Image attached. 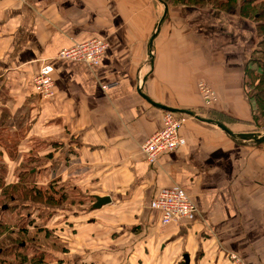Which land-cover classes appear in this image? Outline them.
Instances as JSON below:
<instances>
[{
    "label": "crops",
    "instance_id": "0c3cea01",
    "mask_svg": "<svg viewBox=\"0 0 264 264\" xmlns=\"http://www.w3.org/2000/svg\"><path fill=\"white\" fill-rule=\"evenodd\" d=\"M162 7L0 0L3 180L17 181L10 169L29 165L37 178L44 159L47 183L67 190L63 203L46 206L53 238L31 244L52 259L45 264H229L230 253L264 264V143L234 141L172 112L184 119L178 147L152 163L140 149L168 112L141 94L204 118L232 117L231 131H248L253 108L243 77L253 26L211 7L169 6L162 18ZM90 38L107 43L96 65L55 58ZM40 69L53 78L51 97L33 90ZM201 82L213 94L208 105ZM166 187L183 189L195 210L162 226L154 201ZM96 197L108 202L93 208Z\"/></svg>",
    "mask_w": 264,
    "mask_h": 264
},
{
    "label": "trees",
    "instance_id": "16d2710c",
    "mask_svg": "<svg viewBox=\"0 0 264 264\" xmlns=\"http://www.w3.org/2000/svg\"><path fill=\"white\" fill-rule=\"evenodd\" d=\"M162 2L167 5V8L178 5L201 6L202 8L208 5L213 9L226 10L238 18L253 23L258 39L255 48L248 56L243 84L248 89L247 97L250 101L253 100L255 108L252 109L251 118L247 123L252 122L257 126H264V0H162ZM250 61L255 67H251ZM253 80L256 83H253ZM209 113L211 116L217 114L212 111ZM212 119L224 125L229 121H238L222 114H217ZM18 169L16 182L4 183V178H0V264H45L47 256L45 252L31 244L40 243L38 237L40 232L44 240L48 237L53 238V235L47 227L42 226L43 224L38 225L31 222L26 225L25 217H28L26 209L32 207L33 203L61 204L66 200L67 190L55 183H47V190L44 191L38 185L31 184L29 188H26L20 183L23 177L27 181L33 180V173L30 172L32 167L29 165ZM17 186L20 188L19 191H16ZM16 209H20V212L14 213ZM9 210L11 213H8ZM24 250H29L28 255Z\"/></svg>",
    "mask_w": 264,
    "mask_h": 264
},
{
    "label": "built area",
    "instance_id": "2783aa9c",
    "mask_svg": "<svg viewBox=\"0 0 264 264\" xmlns=\"http://www.w3.org/2000/svg\"><path fill=\"white\" fill-rule=\"evenodd\" d=\"M106 44L104 40L97 38L88 39L60 50L57 58L65 61H83L92 67L100 61ZM44 72L33 77V87L40 96L51 97L53 94V81L50 75ZM199 89L205 105H208L213 99L212 92L202 82L199 84ZM183 120L182 117L176 116L172 112L163 114L161 127L149 135L140 145L142 153L151 163L161 155L178 147L180 143L179 131ZM154 208L160 212V224L162 226L184 219L195 210L191 200L179 187L162 188L154 201ZM228 261L229 264H244L240 257L232 253L229 254Z\"/></svg>",
    "mask_w": 264,
    "mask_h": 264
},
{
    "label": "rangeland",
    "instance_id": "374dc122",
    "mask_svg": "<svg viewBox=\"0 0 264 264\" xmlns=\"http://www.w3.org/2000/svg\"><path fill=\"white\" fill-rule=\"evenodd\" d=\"M175 5H177V4H175ZM209 7L210 6H208V5H206V6H203L202 8H201V6H198V8H200V10H204V11H206V10H208L209 9ZM162 9H163V7H162ZM161 9V10H162ZM217 10H219V9H217ZM222 10V9H221ZM163 11V10H162ZM227 16H230V18L231 19H235L236 20V18H238V17H236V16H234V15H232L231 13H229L228 11H224V10H222ZM234 14V13H233ZM250 25H251V27H252V29H253V31H254V25H253V23L252 22H250V21H247ZM246 23V22H245ZM254 34H255V32H254ZM256 36V35H255ZM91 39V38H90ZM257 37H256V42H257ZM88 40V39H87ZM256 45V44H255ZM254 45V46H255ZM247 46H250L249 45V43H247ZM253 46V48H252V50L255 48ZM106 47H107V44H106ZM105 47V48H106ZM251 52V51H250ZM58 54V53H57ZM250 54V53H249ZM249 56V55H248ZM56 59H58L57 58V55H56V57H55ZM58 60H60V59H58ZM61 61H63V60H61ZM83 62V61H82ZM250 65H251V67H255V66H253V64L251 63V61H250ZM45 70L44 69H40L39 71H37V72H35V74L32 76V78H31V84H32V86L34 85V83H32V79H33V77H36L37 75H39L40 73H42V72H44ZM46 72V71H45ZM44 72V73H45ZM46 74H48V73H46ZM49 75V74H48ZM50 77H51V75H50ZM52 78V77H51ZM248 78V77H247ZM249 79V78H248ZM251 80V79H250ZM52 81H53V78H52ZM253 83H256V81H254L253 80ZM53 84H54V81H53ZM249 88V87H248ZM246 89V88H245ZM33 90H34V92L36 91L35 90V87H33ZM248 89H246V95H248ZM36 93V92H35ZM250 93H251V91H250ZM37 95H39L38 93H37ZM249 100V99H248ZM250 103L251 104H249V105H251L252 106V108L254 109L255 108V105H253L254 104V102H253V100L252 101H250ZM248 122V121H247ZM226 124H227V126H228V124H237V122H231V121H229V122H226ZM246 124V126L244 127L245 129H247L248 131H245V132H254V133H263L264 132V126H257V125H255L254 123H252V122H249V123H245ZM226 126V125H225ZM226 126V127H227ZM247 142H249V141H247ZM251 142V141H250ZM250 142H249V144H250ZM253 143V142H252ZM263 143V142H262ZM37 155V154H36ZM45 165V160L44 159H41V160H39V166H40V168L37 170V172H36V174H37V178H33V180H29V178H28V180L29 181H27V180H25V178L23 177V180L21 181V183L20 184H22L23 186H25L26 188H29L30 186H31V184L32 185H38L39 186V188H41V190L42 191H44V190H47V178H46V176H47V172H46V169H45V167H42V166H44ZM7 170H9V169H7ZM11 170V172H10V174H12V176H15L17 173H18V171H19V169H10ZM9 170V171H10ZM5 171H6V169H0V178H3L4 177V175H5ZM55 175V174H54ZM57 175H59V174H57ZM56 176V175H55ZM60 176V175H59ZM51 177H53V174H51V176H50V178ZM62 177V176H61ZM55 178H58V177H55ZM4 181V180H3ZM32 181V182H31ZM16 182V181H15ZM5 183V182H4ZM6 183H9V182H6ZM62 184V182H59L58 181V184L57 185H60V186H63V185H61ZM18 186H20L19 184H18ZM18 186H17V190L16 191H19L20 190V188H18ZM30 190V189H29ZM70 196H73V193L71 192V194H70ZM69 196V197H70ZM68 197V199H69V201H66V203H68V202H70V200H73L74 202H73V204H76L77 202H75V201H77L78 199H73V198H69ZM47 205H49V204H42V203H33V206L32 207H27V209H26V212L28 213V217H25V224L27 225L28 223H36V224H38V225H42V226H45L46 227V225H47V220H48V216H49V212H47L46 211V206ZM16 212H20V209H16L15 210V212L14 213H16ZM8 213H11V211L9 210L8 211ZM7 219H12V218H7ZM57 220L58 221H56V223H60L61 222V220H62V218L61 217H59V218H57ZM51 222V221H50ZM58 233H62V229H60L59 231H58ZM38 237L40 238L39 239V242L40 243H42V244H46V240H44V236L42 235V233L40 232L39 234H38ZM60 239H58L57 241H59ZM60 242V241H59ZM60 243H62V242H60ZM58 247H60V246H58ZM25 251V253L28 255V253H29V250H24ZM46 256V255H45ZM45 261H46V263H48V262H50V261H52V259L50 258V257H48V256H46V259H45Z\"/></svg>",
    "mask_w": 264,
    "mask_h": 264
},
{
    "label": "water",
    "instance_id": "95a60500",
    "mask_svg": "<svg viewBox=\"0 0 264 264\" xmlns=\"http://www.w3.org/2000/svg\"><path fill=\"white\" fill-rule=\"evenodd\" d=\"M160 3H162L163 5V13H162V18L165 16L166 12H167V5L162 2V0H158ZM141 96L148 101V103L164 110V111H168V112H174V113H183V114H187L191 117L196 118L199 121L202 122H207L209 124H212L216 127H218L221 131L224 132V134L228 135L232 140L234 141H251L253 143L259 144V143H264V132L263 133H254V132H233L231 131L228 127H226L224 124L220 123L219 121L213 120V119H209V118H204L201 117L197 114H195L192 111L189 110H182V109H177V108H171L168 106H163L162 104L156 103L152 100H150L148 97L144 96L143 94H141ZM108 202V198H102V197H96V202L93 204V208H98L100 207L102 204Z\"/></svg>",
    "mask_w": 264,
    "mask_h": 264
}]
</instances>
